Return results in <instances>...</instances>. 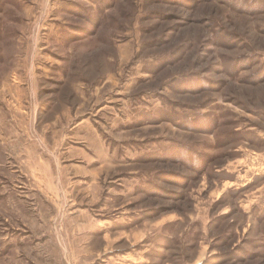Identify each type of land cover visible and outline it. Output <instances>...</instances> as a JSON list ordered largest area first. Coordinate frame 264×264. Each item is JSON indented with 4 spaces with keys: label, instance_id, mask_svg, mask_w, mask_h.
<instances>
[{
    "label": "rangeland",
    "instance_id": "rangeland-1",
    "mask_svg": "<svg viewBox=\"0 0 264 264\" xmlns=\"http://www.w3.org/2000/svg\"><path fill=\"white\" fill-rule=\"evenodd\" d=\"M0 264H264V0H0Z\"/></svg>",
    "mask_w": 264,
    "mask_h": 264
},
{
    "label": "crops",
    "instance_id": "crops-1",
    "mask_svg": "<svg viewBox=\"0 0 264 264\" xmlns=\"http://www.w3.org/2000/svg\"><path fill=\"white\" fill-rule=\"evenodd\" d=\"M68 136H66V138L64 140V142H66V144L69 142V131H67ZM66 151L63 153H60L59 155L56 156V161L58 162V166H57V171L59 173V180L60 183L59 185H61V188L64 189L63 192L60 193H65L66 194V199H68V203L67 205H53L54 209L56 211H60L61 208L65 207L68 208L69 210V159L67 158L69 156V151H68V147H66ZM36 179H34L35 182ZM27 187V185H26ZM37 189V187H36ZM59 207V209H58ZM67 226H69V224H67ZM69 235V234H68Z\"/></svg>",
    "mask_w": 264,
    "mask_h": 264
}]
</instances>
